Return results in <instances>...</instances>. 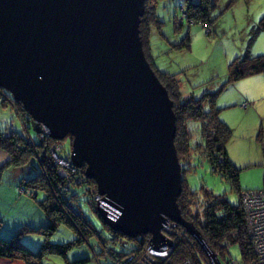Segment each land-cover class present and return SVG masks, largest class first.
<instances>
[{
  "label": "water",
  "instance_id": "obj_1",
  "mask_svg": "<svg viewBox=\"0 0 264 264\" xmlns=\"http://www.w3.org/2000/svg\"><path fill=\"white\" fill-rule=\"evenodd\" d=\"M143 13L144 0H0V88L51 138L73 137L71 159L114 231L159 247L170 219L218 264L177 205L173 103L145 58Z\"/></svg>",
  "mask_w": 264,
  "mask_h": 264
},
{
  "label": "trees",
  "instance_id": "obj_2",
  "mask_svg": "<svg viewBox=\"0 0 264 264\" xmlns=\"http://www.w3.org/2000/svg\"><path fill=\"white\" fill-rule=\"evenodd\" d=\"M158 1L144 0V13L139 22V35L145 58L173 103L176 129L173 142L182 170V190L177 197L180 214L185 221L195 226L207 247L217 254L221 261L225 258L223 257L225 250L221 243L226 241L229 246L236 245L240 252V259L249 263L254 260V254L240 202V194L245 189L240 186V169L233 165L226 152L232 130L220 119V108L215 107L216 98L221 91L204 93L200 98H194L183 93L178 75L161 72L154 68L148 55V45L151 26L153 23H159L155 12ZM235 1L230 0L229 4ZM216 2L217 0H182L176 6L180 14L184 13V17L179 18V23L183 20L189 24L209 23L210 12ZM257 29L264 32V16L259 20ZM187 42L188 37L182 41L180 46H187ZM255 75H264V54L232 60L227 66V81L224 86ZM0 97L2 104L6 105L8 102L15 107L27 130L26 134H21L15 130L0 129V150L7 153L9 157L8 161L0 167V171L7 166L22 168L33 166L37 162L41 171L26 181V184L31 190L47 192V199L43 206L49 217L53 219V223L48 226L47 230L54 231L58 225L65 224L82 237L69 244L46 243L38 251H31L22 245L19 235H14L9 239L0 237V257L22 260L26 264H42L43 258L48 254H57L67 259L71 246L89 237L98 236L103 241L93 223L76 206L80 200V191L83 190L84 194L89 195V204L104 227L115 235L114 242L124 238L126 241L137 243V247L131 252L116 255L118 264H133L127 262L128 258L135 259L141 254L150 243V234H141L132 238L114 231L107 225L97 212L96 201L93 198L94 194L98 193L97 185L93 179L86 176V165L77 167L71 172L70 178L61 176L51 154L56 140L44 136L36 142L29 137L31 117L23 111V105L16 102L13 96L3 88H0ZM42 133L43 131L39 132L40 137ZM68 136L73 140L71 135ZM197 160L209 163L212 173L218 174L230 184L231 191L236 193V203L230 202L225 194L214 195L203 187L200 191L191 190L188 187L186 175L195 170ZM177 229L178 237L172 251L160 264H176L185 259H189L193 264H208L207 255L195 237L188 234L181 226ZM85 261L83 259L68 263L80 264Z\"/></svg>",
  "mask_w": 264,
  "mask_h": 264
},
{
  "label": "rangeland",
  "instance_id": "obj_3",
  "mask_svg": "<svg viewBox=\"0 0 264 264\" xmlns=\"http://www.w3.org/2000/svg\"><path fill=\"white\" fill-rule=\"evenodd\" d=\"M180 2L182 0L158 1L155 12L159 23H153L150 29L149 58L157 70L178 75L181 89L186 95L200 98L204 93L221 91L215 101V107L219 108L221 102L229 101L230 92L234 91V83L224 86L228 64L235 58L264 54V32L257 29L259 20L264 16V0H236L232 4H229L230 0H217L207 24H189L186 20L179 23L181 14L176 6ZM186 37L187 46H180ZM1 102L0 97V129L26 134V127L15 107L11 103L4 105ZM29 125V137L38 142L42 138L39 136L42 125L33 119ZM72 142L70 136L60 141L62 156H71ZM54 162L60 171L56 160ZM34 164L22 168L7 166L0 171V237L9 239L19 235V241L31 251H38L46 243L69 244L78 241L81 235L65 224L58 225L54 231L47 230L53 223L43 206L47 192L31 190L26 184L41 171L39 164ZM70 175L71 171L67 170V175L61 176L70 178ZM240 178L241 187H244L243 183L259 184L255 189L264 187V164L242 170ZM186 181L191 190L200 191L203 187L214 195L225 194L230 202L236 203V193L231 191L230 184L212 173L206 161L197 160L195 170L186 175ZM99 205L96 202L97 208ZM76 206L93 223L104 242L98 236L89 237L72 245L67 259L48 254L42 264H69L83 259L86 261L80 264H118L116 255L129 253L137 247L135 241H126L124 238L114 242L115 235L104 227L89 204V195L84 194L83 190L80 191ZM228 250L233 259H240L236 245H230ZM229 254L226 253V259L230 257ZM0 264L26 263L0 257Z\"/></svg>",
  "mask_w": 264,
  "mask_h": 264
},
{
  "label": "crops",
  "instance_id": "obj_4",
  "mask_svg": "<svg viewBox=\"0 0 264 264\" xmlns=\"http://www.w3.org/2000/svg\"><path fill=\"white\" fill-rule=\"evenodd\" d=\"M232 85L234 91L230 92L229 101L219 106V117L232 130L226 152L241 172L264 164V76H251ZM8 159V154L0 150V167ZM243 184L242 189L259 187V184Z\"/></svg>",
  "mask_w": 264,
  "mask_h": 264
},
{
  "label": "built area",
  "instance_id": "obj_5",
  "mask_svg": "<svg viewBox=\"0 0 264 264\" xmlns=\"http://www.w3.org/2000/svg\"><path fill=\"white\" fill-rule=\"evenodd\" d=\"M183 17L184 13H181V18ZM243 106L245 107L246 104ZM22 109L28 117H31L24 109V106ZM42 131V138L45 135H49V132L45 127H43ZM60 145V141L56 140L51 154L53 159L56 160L57 164L61 168L62 174L67 175V170L73 172L76 170L77 166H74L70 154L68 157L62 156V148ZM102 197L104 196L100 195L99 192L93 196L94 201L99 202L100 204L105 203V200ZM240 202L244 210L245 227L251 240V248L254 254V260L249 263H245L241 259H233L228 251L229 244L224 241L221 243V246L225 250V254L223 256L225 257L224 260L221 261L220 257L215 254L219 262L218 264H264V188L242 191ZM112 214H114V212H112ZM178 226L179 225H177L175 222L167 219L162 225V229L160 231L161 236L167 241V243L159 247H154V245L149 243L141 256L135 259H133V257H129L127 262H131L133 264H160V262L164 261V259L168 257L172 251L173 245L178 237ZM226 253L230 256L228 259H226ZM207 259L208 264H211V258L207 257ZM178 264H192V262L189 259H185Z\"/></svg>",
  "mask_w": 264,
  "mask_h": 264
},
{
  "label": "bare ground",
  "instance_id": "obj_6",
  "mask_svg": "<svg viewBox=\"0 0 264 264\" xmlns=\"http://www.w3.org/2000/svg\"><path fill=\"white\" fill-rule=\"evenodd\" d=\"M49 132V131H48ZM55 160V159H54ZM180 164V163H179ZM180 166H181V164H180ZM60 172V174L61 175H64V174H62V170H60L59 171ZM181 178H182V170H181ZM181 190H182V188H181ZM245 190H254V189H245ZM245 190H243V191H245ZM180 193H181V191H180ZM242 193V192H241ZM103 199H104V197H103ZM193 264V263H192Z\"/></svg>",
  "mask_w": 264,
  "mask_h": 264
}]
</instances>
